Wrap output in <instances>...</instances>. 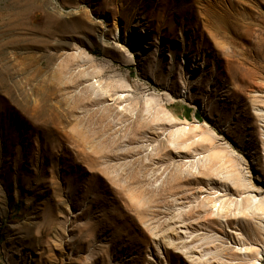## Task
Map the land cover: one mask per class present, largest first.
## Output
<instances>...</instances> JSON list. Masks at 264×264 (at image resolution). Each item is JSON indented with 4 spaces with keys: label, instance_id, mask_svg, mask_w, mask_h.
<instances>
[{
    "label": "rangeland",
    "instance_id": "rangeland-1",
    "mask_svg": "<svg viewBox=\"0 0 264 264\" xmlns=\"http://www.w3.org/2000/svg\"><path fill=\"white\" fill-rule=\"evenodd\" d=\"M258 201L264 0H0V264H264Z\"/></svg>",
    "mask_w": 264,
    "mask_h": 264
},
{
    "label": "bare ground",
    "instance_id": "bare-ground-1",
    "mask_svg": "<svg viewBox=\"0 0 264 264\" xmlns=\"http://www.w3.org/2000/svg\"><path fill=\"white\" fill-rule=\"evenodd\" d=\"M79 51H81L80 49H77V52H79ZM215 158L219 161V160H221V157H218V155L217 154H215ZM232 175L234 176V175H236V173H232ZM232 175H230L229 177H228V179H231L232 177ZM220 193V192H219ZM216 202L217 201H215V206H216ZM258 203V209L259 210H261L262 212H264V202H260V201H258L257 202ZM208 222H210V223H214L215 222V220H208ZM199 256V255H198ZM201 257V256H200ZM199 258V257H198ZM189 259L190 260H192L193 262H195V263H200V260H195V258L192 256V255H189ZM255 264H260V260L259 259H255Z\"/></svg>",
    "mask_w": 264,
    "mask_h": 264
}]
</instances>
